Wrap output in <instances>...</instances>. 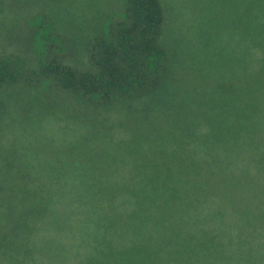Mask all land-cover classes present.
Here are the masks:
<instances>
[{"label": "rangeland", "instance_id": "1", "mask_svg": "<svg viewBox=\"0 0 264 264\" xmlns=\"http://www.w3.org/2000/svg\"><path fill=\"white\" fill-rule=\"evenodd\" d=\"M120 3L121 0H0V44H12L22 56L29 50V62L38 63L36 59L46 46L53 24L54 32L64 35L63 40L67 41V48H62V53H67L64 62L89 71L86 45L117 19ZM253 3L254 0H162L166 12L164 40L175 60L171 76L174 84L161 98L153 99V104L141 100L111 110L85 107L80 111L75 107L67 110L69 117H63V109L56 106V99L52 98L55 96L47 92V87L20 85L0 92L3 151L15 150L17 157V150H21L18 155L30 162L44 159L49 151L59 153L66 146L67 157L75 159L74 164H67L73 170L67 185L62 191L58 187L51 221L39 233L40 264H73L98 245L97 223L104 217L100 218L98 207L89 204V190L84 187L87 184L77 180L78 176L84 172L101 176L104 186L125 188L135 174L153 170L165 150L169 155L183 150L188 158L197 161L225 157L228 166L224 165V174L233 175L239 186L229 191L226 200L209 195L192 207L191 214L202 221L201 228L208 226L204 221L223 222L224 240L247 238L257 257L254 263L264 264V202L260 209L256 203L261 180L247 147L256 142L250 140L252 134L248 132L229 140L227 149L225 143L214 139L215 131L224 128L225 120L231 133H237L236 119L242 103L247 104V111L252 106L251 79L258 71H264V35L258 34L250 21L243 26L245 21L239 17V7ZM67 12L68 23H61ZM56 42L61 43L58 39ZM225 86L229 90L225 91ZM230 91L229 99H225ZM256 93L262 102V110L255 119L260 114L257 127L259 135H263L264 150L263 84ZM44 102L51 105L43 108ZM196 109L213 115L215 124L202 116L185 118L186 111ZM101 132V140L93 135L89 138L91 133ZM55 147L57 151L52 150ZM214 169L219 172L221 167L215 165ZM133 185L136 186L131 183L132 189ZM126 199L125 193L118 195V210L130 209L132 198ZM199 205H203L201 211Z\"/></svg>", "mask_w": 264, "mask_h": 264}, {"label": "trees", "instance_id": "2", "mask_svg": "<svg viewBox=\"0 0 264 264\" xmlns=\"http://www.w3.org/2000/svg\"><path fill=\"white\" fill-rule=\"evenodd\" d=\"M118 7L117 19L107 29H101L86 45L89 71L64 62L67 53L64 55L62 48H67V41L63 40L64 35L54 32L53 24L46 46L36 59L38 63L29 62V50L22 56L12 44L7 47L0 44V92L20 85L47 87V92L55 96L52 98L56 99V106L63 109V117H69L67 110L75 107L80 111L85 107L87 110H111L117 105L141 100L153 104V99L161 98L174 84L171 76L175 60L164 40L166 12L162 0H121ZM239 8V17L245 21L243 26L250 21L256 32L264 35V0H254L251 6ZM69 19L67 12L61 23L65 21L67 24ZM51 37L61 43L51 40ZM251 81L252 106L247 111V104L242 103L236 119L237 133H231L232 128L226 125L225 120L222 122L224 128L215 131L214 139L225 143L224 148L227 149L229 140L238 139L247 132L252 134L250 140L256 143L247 147L251 162L260 174V192L256 198L260 209L264 202V150L263 135H259L257 127L260 114L258 120L255 117L262 110V102L256 92L264 85V71H258ZM224 89L229 90L226 86ZM231 94L232 91L228 92L225 99H229ZM164 104L167 105L166 102ZM46 105H51V102H46ZM46 105L44 102L42 107ZM175 107L179 112L178 104ZM226 114H229L228 110ZM201 116L211 123L214 121L213 115L202 109L186 111L185 118L200 119ZM249 117L255 120H247ZM92 135L101 140L104 134L91 133L89 138ZM2 148L0 264H40L38 236L51 221L59 195L58 187L62 191L67 185L73 171L67 164H74L75 159L67 157L69 151L66 146L59 153L50 154L49 151L44 159H30V162L18 155L21 150H17L16 157L15 150L4 148L3 151ZM55 149L52 148L53 151ZM182 151L177 150L174 155H169L168 150L159 152L156 161L161 162L151 171L135 174L133 182H128L125 188L104 186L103 177L85 172L77 177L81 183L86 182L84 187L89 190V204L98 207L100 218L104 219L97 223L101 232H98V245L73 264L261 263H254L257 257L247 238L239 236L224 240V231L222 234L221 230L226 226L223 222L204 221L208 226L201 228L199 224L202 221L191 214L192 207L201 204L209 195L226 200L229 191L239 186L238 179L224 174V165L228 166L225 157L223 160L197 161ZM215 165L221 167L219 172L215 171ZM131 183L136 185L132 186L134 189ZM121 193L127 195L128 201L132 198L127 211L118 210L116 206ZM200 206L201 211L203 205ZM93 210L95 212L96 208Z\"/></svg>", "mask_w": 264, "mask_h": 264}]
</instances>
